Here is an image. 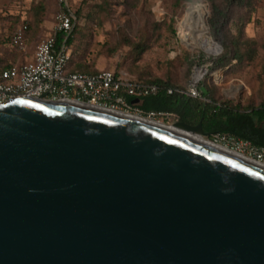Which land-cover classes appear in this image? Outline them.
Here are the masks:
<instances>
[{
  "label": "water",
  "instance_id": "obj_1",
  "mask_svg": "<svg viewBox=\"0 0 264 264\" xmlns=\"http://www.w3.org/2000/svg\"><path fill=\"white\" fill-rule=\"evenodd\" d=\"M164 125L0 104V264H264V167Z\"/></svg>",
  "mask_w": 264,
  "mask_h": 264
},
{
  "label": "rangeland",
  "instance_id": "obj_2",
  "mask_svg": "<svg viewBox=\"0 0 264 264\" xmlns=\"http://www.w3.org/2000/svg\"><path fill=\"white\" fill-rule=\"evenodd\" d=\"M46 11L39 19L40 4ZM72 12L77 13L76 32L70 46V68L80 63L89 70L114 69L136 79H170L184 85L196 68H204L201 77L215 91L217 98L256 104L261 87L260 70L264 62V48L258 47L254 61L247 67L230 72L212 71L215 59L223 53L222 42L231 32V24L245 14L249 18L244 26L246 38L264 43V0H252V7L239 6L234 0H213L218 8L227 7L230 17L215 36L209 24L213 16L208 0L184 3L174 17V35L168 29L172 17V0H69ZM195 9L203 11L212 41L217 44L214 54L191 49L184 43V20ZM57 10L56 0H0V67L8 63H22L33 55L37 42L47 36ZM233 14L235 16H233ZM30 25L24 50L10 48L7 41L22 23ZM163 24L158 29L154 24ZM128 41L130 44H127ZM134 44H146L138 56L131 52ZM220 46L222 50L220 51ZM170 120L166 125L175 123ZM211 140V138L203 137Z\"/></svg>",
  "mask_w": 264,
  "mask_h": 264
},
{
  "label": "built area",
  "instance_id": "obj_3",
  "mask_svg": "<svg viewBox=\"0 0 264 264\" xmlns=\"http://www.w3.org/2000/svg\"><path fill=\"white\" fill-rule=\"evenodd\" d=\"M57 10L47 36L35 45L29 61L11 65L0 70V104L10 100L33 96L36 100L60 101L86 104L111 112L143 118L159 124H167L174 115L168 111L143 112L139 100L155 96L160 88L154 84L138 81L123 72L108 70L83 73L69 70L70 49L66 37L71 33L75 18L69 0H56ZM27 24L17 27L11 37L18 50H24ZM58 34L65 39L57 44ZM195 71L185 89L167 88L166 94L179 93L201 98ZM137 100L135 103L134 101ZM212 145L264 167V147L233 136L216 134L208 140Z\"/></svg>",
  "mask_w": 264,
  "mask_h": 264
},
{
  "label": "trees",
  "instance_id": "obj_4",
  "mask_svg": "<svg viewBox=\"0 0 264 264\" xmlns=\"http://www.w3.org/2000/svg\"><path fill=\"white\" fill-rule=\"evenodd\" d=\"M212 13L209 24L212 28L215 36H218L221 31L223 23L230 17V11L227 7L218 8L215 7L212 2ZM193 0H172L171 10L172 17L169 20L168 29L171 35H174V17L177 15V10L184 3H190ZM231 2V0H227ZM234 4L239 6H248V9L252 7V0H234ZM46 11L45 2L40 4L39 8V22ZM74 18L78 17L77 13L73 12ZM174 16V17H173ZM233 16H235L233 14ZM236 20L231 24L233 32L225 38L221 44L223 46V53L220 54L212 64L211 70H221L224 72L234 71L243 67L249 66L257 55L258 47L264 48V43L258 44L256 41L248 39L244 35V26L249 21L245 14L237 15ZM26 23L25 21L19 25ZM163 24L156 23L153 27L160 31ZM18 26V27H19ZM25 32V42L27 34L29 32L30 25ZM210 31V30H209ZM76 32L75 26H73L71 33L66 37V44L70 49L73 42V36ZM161 32H159V35ZM12 35L8 38V45L12 49L18 50L11 42ZM65 39L64 35L58 34L56 37L57 44H60ZM127 44H130L126 41ZM147 48L146 44H134L131 47V52L138 56L144 49ZM23 63V62H22ZM70 71H78L83 73H96L103 70H108L116 73L114 69H98L89 70L86 66L77 63L74 64L73 69ZM16 63H8L0 67V70L15 65ZM261 87L258 91L257 103L241 104L239 101L228 100L223 98H217L215 91L211 89L205 80L201 81L197 85V91L201 98H193L190 96L182 95L179 93H173L171 95L166 94L167 88L173 89H185L187 83L184 85H177L170 79L160 78H147L143 79L138 76L136 80L143 81L148 84L157 85L160 91L155 96L143 97L139 100V108L143 112L148 111H168L174 115L176 121L183 122L190 126H196L201 124L202 131L211 138L216 134H225L233 136L250 143L264 147V62L260 70Z\"/></svg>",
  "mask_w": 264,
  "mask_h": 264
},
{
  "label": "bare ground",
  "instance_id": "obj_5",
  "mask_svg": "<svg viewBox=\"0 0 264 264\" xmlns=\"http://www.w3.org/2000/svg\"><path fill=\"white\" fill-rule=\"evenodd\" d=\"M206 15L203 11L195 9L189 12L184 20L185 34L183 36L184 43L187 47L191 49L203 50L206 54H214L217 44L212 41L209 28L205 22ZM219 48V46H218ZM205 72L204 68H196L194 77L196 80L201 79ZM163 126V125H162ZM165 126V125H164ZM168 129L186 134L193 137L199 141L212 145L209 141L204 139L201 134L196 129L186 128L178 123H173L167 126ZM218 149L220 147L214 146ZM223 150V149H221ZM225 151V150H223ZM227 152V151H225ZM229 153V152H228ZM232 154V153H230ZM235 155V154H232ZM237 156V155H235ZM240 158V156H237ZM242 158V157H241ZM244 159V158H243ZM247 160V159H246Z\"/></svg>",
  "mask_w": 264,
  "mask_h": 264
},
{
  "label": "crops",
  "instance_id": "obj_6",
  "mask_svg": "<svg viewBox=\"0 0 264 264\" xmlns=\"http://www.w3.org/2000/svg\"><path fill=\"white\" fill-rule=\"evenodd\" d=\"M32 57V56H31ZM31 57L29 59H27L26 61H29L31 59ZM16 64H19V63H16Z\"/></svg>",
  "mask_w": 264,
  "mask_h": 264
}]
</instances>
